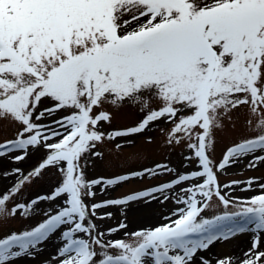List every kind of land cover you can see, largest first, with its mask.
I'll list each match as a JSON object with an SVG mask.
<instances>
[{
	"label": "snow or ice",
	"instance_id": "6c2138e0",
	"mask_svg": "<svg viewBox=\"0 0 264 264\" xmlns=\"http://www.w3.org/2000/svg\"><path fill=\"white\" fill-rule=\"evenodd\" d=\"M106 104L117 111L138 106L146 115L136 126L106 134L99 128L113 118ZM242 107L253 135L232 143L216 162L210 155L215 133L225 130V120L233 123L232 113ZM60 112L66 114L53 119ZM162 118L173 124L168 142L187 139L194 155L186 159L196 160L199 170L86 204L96 186L103 194L134 176L173 172L157 164L107 179L88 180L84 173L87 154L102 157L93 151L99 144L140 134ZM0 121L21 126L15 139L0 143V157L19 152L10 159L20 162L38 147L48 153L27 175L12 170L17 180L0 194V220L17 213L27 218L40 201L66 197L30 230L0 238V264L35 258L57 232L55 264H212L197 254L249 232L252 243L239 264H264V183L249 178L241 190L258 184L259 194L232 199L222 188L241 182L221 186L217 175L244 159L249 169L264 163V0H0ZM49 167L60 172V185L8 209L22 186ZM187 182L192 183L175 191ZM172 198L182 206L164 216L166 222L124 231L122 238L106 237L126 230L125 222L105 232L92 219L111 218L110 212L98 214L109 206ZM213 198L224 211L205 218ZM215 264L235 261L226 257Z\"/></svg>",
	"mask_w": 264,
	"mask_h": 264
},
{
	"label": "rangeland",
	"instance_id": "374dc122",
	"mask_svg": "<svg viewBox=\"0 0 264 264\" xmlns=\"http://www.w3.org/2000/svg\"><path fill=\"white\" fill-rule=\"evenodd\" d=\"M152 108H157L156 101L151 102ZM104 110L112 113L111 122H100L99 128L101 131L110 133L115 130H122L128 127L136 126L146 115V112L140 111L138 106L127 105L120 108L118 111L110 105H105ZM66 113H57L55 118L64 115ZM188 112L181 113V115H187ZM233 123L224 121L225 130L217 131L215 133V151L210 153L211 158L218 162L222 158V154L228 146L236 142L240 138L253 135L248 131L245 126L246 109L240 108L232 113ZM43 123H49V121H42ZM173 127V124L162 118L155 122H152L145 131L140 134H136L129 137H118L115 140H106L102 144H99L93 151H99L103 155L102 157H95L87 154L84 163V173L88 180H94L97 178H114L118 175H126L135 172H143L145 169L155 168L157 164L167 165L173 169V172H163L158 170L157 175H145L143 177L134 176L126 182H122L116 186L108 188L103 194L100 192V186H96L94 191L97 193L92 199L85 198V203L91 205L96 202L117 199L126 197L129 194H134L138 191L148 190L152 187L160 186L164 183L172 181L178 174H186L192 171L199 170L196 160H188L186 157L193 156L194 153L187 147L189 141L183 139L180 143H169V132ZM21 126L16 123H9L7 121H0V143L16 138L17 132ZM59 139V138H57ZM55 142V141H50ZM117 144L122 145L117 149ZM47 150L43 147L29 148L27 156L20 162H13L10 157L20 155L19 152H13L7 154L4 157H0V194L6 192L17 180V174H12V170L19 168L24 175L37 166L47 155ZM248 163L247 159L228 167L225 171L218 173V182L220 185L231 183L232 181H239L240 184L233 188L223 189V193H227L229 198L245 200L254 195L259 194L260 189L254 186L252 190H241L249 178H255L258 183H264V163H260L257 167L249 169L246 167ZM8 173V175H5ZM62 177L60 172L55 167H49L45 169L41 177L34 179L31 183H26L22 186L20 191L12 197L8 202L7 208L11 209L14 204L28 203L39 196H47L51 194L56 187L60 185ZM192 182H187L181 186H178L175 191L179 192L180 187H187ZM170 197L172 192L166 193ZM160 199L163 196L157 194ZM66 197L58 198L55 201H40L35 206L34 214L27 218L21 217L17 213L14 217L6 220H0V238L10 234L11 232L20 233L23 230H30L36 226L39 222H42L46 217L43 212L46 210H54L58 205H62L63 199ZM175 199L172 198L161 204L158 200H150L145 202L140 200L139 202L131 203L129 205L122 206H109L98 210V214L112 213L111 218H105L103 220L93 217L94 223L100 230L107 231V229L115 227L119 222L123 221L128 225L126 230H122L120 233L106 237L110 239L122 238L124 231L132 232L141 229H147L164 223V216H171L172 211L177 207ZM234 207H230L229 211H235ZM224 211L222 205L213 198L211 206L206 209L202 215L205 218H211L213 215L221 214ZM175 218V217H173ZM60 232H57L47 241L43 242L40 246L41 250L35 256V258H23L22 264H55L52 261V257L56 255L58 248L61 246V241L58 239ZM247 237V243L245 244V251H247L252 243V233L238 234L233 238L239 236ZM228 241L216 242L217 250L219 253L217 258H214L212 264L220 258L233 257L235 264H239V259L243 253L232 255L226 251L228 248ZM261 250H264V243L261 244ZM14 262V261H13ZM13 262H10L12 264Z\"/></svg>",
	"mask_w": 264,
	"mask_h": 264
},
{
	"label": "bare ground",
	"instance_id": "6f19581e",
	"mask_svg": "<svg viewBox=\"0 0 264 264\" xmlns=\"http://www.w3.org/2000/svg\"><path fill=\"white\" fill-rule=\"evenodd\" d=\"M135 202H139V201H134ZM132 202L128 203L127 205L131 204ZM247 237L245 236H239L237 238H233L230 242H228V248H226L227 252H230V254L232 255H237L240 254L242 252L245 251V249H243L245 247V244L247 243ZM221 252H218L217 250V246L216 244L210 246V248L208 250L205 251H201L199 252L197 255L198 257H204L206 259H210L211 261H213L214 258H217L218 254ZM24 259H18L16 261H14L12 264H22V261Z\"/></svg>",
	"mask_w": 264,
	"mask_h": 264
}]
</instances>
